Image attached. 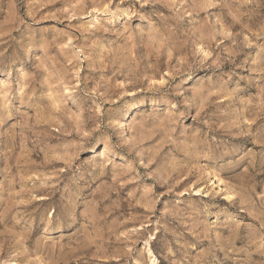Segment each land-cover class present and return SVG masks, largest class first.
<instances>
[{"label": "rangeland", "instance_id": "1", "mask_svg": "<svg viewBox=\"0 0 264 264\" xmlns=\"http://www.w3.org/2000/svg\"><path fill=\"white\" fill-rule=\"evenodd\" d=\"M0 264H264V0H0Z\"/></svg>", "mask_w": 264, "mask_h": 264}, {"label": "bare ground", "instance_id": "2", "mask_svg": "<svg viewBox=\"0 0 264 264\" xmlns=\"http://www.w3.org/2000/svg\"><path fill=\"white\" fill-rule=\"evenodd\" d=\"M131 114H130V112H128L125 116H124V118L121 120L122 121V127L123 126H125L126 124H128V122H129V116H130Z\"/></svg>", "mask_w": 264, "mask_h": 264}]
</instances>
